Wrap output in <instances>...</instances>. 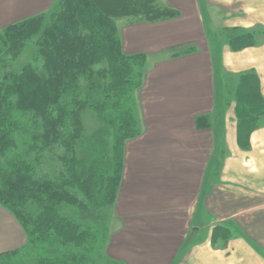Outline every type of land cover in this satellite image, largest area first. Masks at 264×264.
Segmentation results:
<instances>
[{"label":"trees","instance_id":"obj_1","mask_svg":"<svg viewBox=\"0 0 264 264\" xmlns=\"http://www.w3.org/2000/svg\"><path fill=\"white\" fill-rule=\"evenodd\" d=\"M180 15L163 0H56L47 11L0 28V205L27 236L23 246L0 252V264H23L32 252L37 264L101 259L126 145L142 134L137 94L148 63L146 52L125 50L118 21L158 23ZM226 32L233 51L258 45L263 34L258 27ZM33 39V60L15 71ZM182 47L171 56L196 51ZM235 83L229 100L235 102L238 144L248 150L254 131L264 127V94L254 70L240 73ZM196 125L213 123L204 114ZM46 159L58 161L55 175L42 171ZM232 236L230 227L218 225L212 241L226 246Z\"/></svg>","mask_w":264,"mask_h":264},{"label":"crops","instance_id":"obj_2","mask_svg":"<svg viewBox=\"0 0 264 264\" xmlns=\"http://www.w3.org/2000/svg\"><path fill=\"white\" fill-rule=\"evenodd\" d=\"M55 1L0 0V28L47 11ZM164 1L181 15L158 23L136 22L121 30L125 50L146 52L151 63L137 94L146 116L141 114L143 132L126 145L123 182L115 204L121 223L114 231V259L128 264H264V127L254 131L251 148L243 150L237 141L233 103L219 108L221 123L214 121L205 128L196 125L199 115L218 117V101L226 99L219 86L220 75L236 81L240 73L254 70L264 94V0ZM207 1L220 11L219 17L203 15L202 4ZM207 18L213 24V35L224 27H258L263 30L261 40L256 46L233 51L226 37L219 35L223 40L217 41L209 37ZM154 32L157 38L152 36ZM165 35L170 38L166 40ZM186 45L195 46L196 51L164 57ZM166 67L171 68L169 75L156 73ZM151 89L157 96L149 93ZM165 109L176 111L172 119L148 113ZM136 145L152 154L135 155ZM219 147L223 153L215 173H205ZM125 198L129 205H124ZM2 207L0 231L5 220L15 223L16 219ZM218 225L232 229L226 246H215L212 241ZM251 244L261 250L257 252Z\"/></svg>","mask_w":264,"mask_h":264},{"label":"rangeland","instance_id":"obj_3","mask_svg":"<svg viewBox=\"0 0 264 264\" xmlns=\"http://www.w3.org/2000/svg\"><path fill=\"white\" fill-rule=\"evenodd\" d=\"M165 2L167 3V1H165ZM208 3L209 2L207 1V3H205V4L203 3L202 4V7H203V9H202L203 15L206 16V17H210L211 18V15L213 14V15H215V17H219V15H218L219 13L218 12H220V11H218V9L211 8L209 5H207ZM210 18H209V20L207 18V21H206V27H207V31L206 32H207V34L209 35V37L212 40H214V39L216 41L217 40H223V39H220L221 37H219V35H222L223 38L227 37L226 29H229L231 27H224V28L220 29L221 31L217 35H213L212 32H211L212 30H210L211 29V25H213L212 23L210 24V22H211L210 21ZM124 21H125V19H122V20H119L118 21L119 26L121 27V30L123 29V26L124 25L126 26V24H124L125 23ZM215 22L216 23L219 22V19H215ZM158 32H160V31H158ZM167 33H168V31H167ZM163 34H164V32H160V35H163ZM177 34L179 36V33L178 32H177ZM152 36L154 38H157L158 37V34L156 32H154V34ZM168 38H170V37L168 35H165V39L167 40ZM259 38H261V37L259 36ZM177 48H180V47H177ZM177 48H175V49H177ZM182 48H184V47H182ZM35 51H36V39H33V40H31L28 43L27 47L25 48L24 52L20 55V57L15 61L14 67H13L14 70L15 71L16 70L17 71L18 70H21V68L24 65H26L28 62L32 61ZM171 52H172V50L170 51L169 55L168 54H164L165 55L164 57H166V56L170 57L171 54H172ZM149 58H152L154 60L156 59L155 56L152 57L151 55H149ZM39 63H41V62H39ZM150 63L148 61V63H147V66L148 67L150 66ZM170 70H171V68L168 69L166 67V68H164L162 70H158L156 73L159 74V76H167V75H169L168 71H170ZM218 82L220 84L219 85L220 87L223 86V90H224L223 93L226 95V99L227 100L224 99V100L221 101L219 99V101H218L219 107H217V109H218L217 110L218 111L217 112L218 117L208 114L209 115V120H211L212 123H215L214 121H216V123H221L220 120H221V115H222L221 112L222 111L219 110V108L221 106L223 108H224V106L226 107L228 101H231V103H233L232 111H234V108H235V106H234L235 105V102L234 101L232 102V100H229L227 97L229 95H231V92L230 91H231V89L234 88V86H236L237 83H235L234 79H230L228 81L227 78L225 77V75H220L219 76V79H218ZM149 93L155 95L156 94V90L153 92L152 89H151ZM159 93H162V92H159ZM155 96H157V94ZM139 107H140L139 106V101H137L136 115H137L138 120H140L139 121L140 125L142 126L143 124H142V120H141L142 119L141 118V114L143 115V118H145L146 116H145V113L143 111H141V109ZM150 112H151L152 115H155L157 117H164V118H167V119L168 118L169 119H172L174 117V114L176 113V111H169V110H166V111H148L149 114H150ZM151 117H153V116H151ZM140 129H142V128H140ZM142 132H143V130H142ZM218 134H219V143H220V146H223V142H221L222 141V138H221L222 132H219ZM134 149H135L134 150V154L135 155L141 156L144 152H146V154H152V151H148V149H146L144 147H140L139 145L138 146L136 145V147ZM160 150H161V148H160ZM222 150H223V147H219L216 151H214V153H213L214 155H213L212 159L211 160L209 159V161H208V164H207L205 173L206 172H212V171L215 173L216 163L218 161H220V156L223 153ZM154 151H155V152H153L154 154H159V153H157L156 150H154ZM217 157H218V160H216ZM140 162H141V160H140ZM142 162H143V164H140V166L143 168V171H144L145 163H144V161H142ZM41 169H42L43 172H49L52 175H55L56 170L57 169L59 170V168H58V161H56V159H52V160L51 159L50 160L46 159L45 160V163L43 165H41ZM132 170L134 172H136L135 165H133V163H132ZM219 173H220V169H218V167H217V174H219ZM205 177H206L205 178V183H206V182H208V178H207L208 176H205ZM224 195H223V197L221 199L222 203H224V199H225V196ZM205 197H207V192H206ZM126 199L127 198H125V201H127V202H125L124 205H129L128 199L127 200ZM64 212L67 215H69V216H71V217H73V218H75L77 220H80V218H81L75 212L74 209H71L68 206H64ZM9 213L15 219V217L13 216V214L11 212H9ZM106 213L108 215V226H109V229H110V238H109L106 246H104L103 249H102V251H101L102 252L101 259L96 260L94 262V264H109L108 263L109 260H111V261L112 260H116V259H114V254L116 253L115 247H114V243H115L114 242L115 241L114 240L115 239V237H114V233L115 232L114 231L115 230L118 231L119 228H117V227H119L120 226V223H121L120 220H119V218H118V215H119L118 213H120V212L119 211L117 212V210L115 209V205H114V207H111V208L107 209ZM239 215H241V213H239ZM14 221H15V223L14 222H11V221L5 220V225L3 226V229L0 231V252L1 251H5V250H9V249H13V248H17V247H21L27 241V236H26V232H25L24 228L20 225V223L16 219ZM255 245L251 244V246L253 248H256L257 249L256 251L259 252V250H261V249L258 248V247H256ZM36 258H37V254L35 252H32L30 255L25 256L23 258L24 260H22V261H23V264H37L36 263ZM150 258H151V256H149V258L146 259V262L147 263L151 260ZM114 264H128V263H121V262H119V261L116 260L114 262ZM131 264H133V263H131Z\"/></svg>","mask_w":264,"mask_h":264}]
</instances>
